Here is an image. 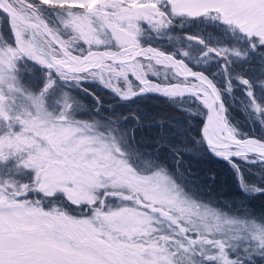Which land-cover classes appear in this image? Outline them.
<instances>
[{
    "label": "snow or ice",
    "instance_id": "1",
    "mask_svg": "<svg viewBox=\"0 0 264 264\" xmlns=\"http://www.w3.org/2000/svg\"><path fill=\"white\" fill-rule=\"evenodd\" d=\"M256 199L264 0H0V264H264Z\"/></svg>",
    "mask_w": 264,
    "mask_h": 264
},
{
    "label": "trees",
    "instance_id": "2",
    "mask_svg": "<svg viewBox=\"0 0 264 264\" xmlns=\"http://www.w3.org/2000/svg\"><path fill=\"white\" fill-rule=\"evenodd\" d=\"M259 61H257V64ZM252 71L259 74L260 69L254 67ZM152 106L157 110L167 109L162 101H152L150 102ZM235 115V113H234ZM237 119H241L237 117ZM192 167L196 170L198 179L194 183L190 184L193 190H199L200 194L203 196L210 197L214 201L233 202L240 203L241 199L238 195L239 189L236 180L233 177L231 170L223 163L214 158H209L207 156H198L192 162ZM215 176V182L210 181V177ZM248 206L260 212L261 208H264V200L256 199L247 202Z\"/></svg>",
    "mask_w": 264,
    "mask_h": 264
}]
</instances>
